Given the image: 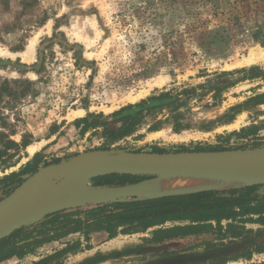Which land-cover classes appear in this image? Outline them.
Returning <instances> with one entry per match:
<instances>
[{
  "label": "rangeland",
  "instance_id": "374dc122",
  "mask_svg": "<svg viewBox=\"0 0 264 264\" xmlns=\"http://www.w3.org/2000/svg\"><path fill=\"white\" fill-rule=\"evenodd\" d=\"M255 1L259 0H0V132L28 143L4 156L0 179L28 163L24 175L97 149L264 147V60L246 62L252 50L264 48L254 34L264 16L249 9L255 8ZM55 33L37 74L32 65L38 48ZM36 35L35 57L26 62L19 53ZM154 97L159 101L148 110ZM130 107L142 109L139 125L117 142L106 138L103 127L82 134V125L75 124L89 113L99 115L100 121L116 120L119 111ZM121 125L119 121L117 127ZM5 139L0 135V148ZM30 145L38 148L33 155ZM2 187L0 183V200L9 194ZM259 190L264 195V185ZM96 204L85 202L67 211ZM43 221L25 226L10 239L9 245L18 246V257L3 262L157 264L171 258L163 251L204 252L213 242L229 246L223 257H230L237 253L232 250L246 247V240L264 241V228L247 223L253 231L235 244H229V237L222 240L211 234L151 242L154 227L113 238L103 231L89 238L71 233L35 246L36 238L45 237L38 236ZM176 224L185 223L165 225ZM225 250L205 257H221ZM262 261L264 253L227 264Z\"/></svg>",
  "mask_w": 264,
  "mask_h": 264
},
{
  "label": "trees",
  "instance_id": "16d2710c",
  "mask_svg": "<svg viewBox=\"0 0 264 264\" xmlns=\"http://www.w3.org/2000/svg\"><path fill=\"white\" fill-rule=\"evenodd\" d=\"M255 8H249L257 16H264V0L255 1ZM262 3L263 6H259ZM255 37L260 39L264 45V21L257 24ZM56 33L46 38L37 51V62L32 65L37 74L45 65L46 50L51 47ZM73 46V45H71ZM76 46V45H75ZM79 46V45H78ZM22 94V93H21ZM165 95H168L165 93ZM163 95V96H165ZM162 97V96H161ZM147 106L150 110L154 106L153 102L159 101L157 97L151 99ZM141 104L146 105L143 101ZM140 104V105H141ZM135 107L124 108L119 111L120 117L112 121H100L99 115L89 113L86 117L78 119L75 124L80 127L83 134L88 129L103 127L104 135L111 142H117L126 136L131 135L140 122V115L143 111L134 109ZM122 115V116H121ZM121 121L122 125L117 127ZM2 138H6L5 146L0 148V166L5 162L4 156L8 155L9 150L26 147L28 143L24 140L21 144L10 139V135L1 133ZM164 152L163 150H157ZM28 163L23 170L12 172L0 179V183L7 186L10 181V193L22 181V175L29 168ZM35 169V168H34ZM21 177V178H20ZM151 176L133 175L130 173H108L95 177V185H126L140 182ZM260 185H249L230 190H202L194 193L164 196L155 199L137 200L129 202H113L107 204H98L87 209H76L72 211H59L48 215L41 223V229L38 236H45L43 239H35L34 245L52 240L61 239L71 233H82L86 238L90 237L92 232L103 231L109 238H113L119 233H135L147 231L149 228L157 227L152 230V238L149 241L163 242L174 238H183L191 235L211 234L218 236L219 239L229 237L231 242L252 232V229L246 227L247 223H253L259 226L258 230L264 228V195L258 193ZM226 221L224 224L223 222ZM167 222H179L185 224H176L166 226ZM22 227L14 231L10 236L0 241V262L18 253V246L15 242L11 245L10 239L23 231ZM257 230V232H258ZM30 236V235H29ZM26 236L25 239L30 237ZM246 247L232 250L237 252L230 257H223L230 251L226 244L217 245L208 242L204 252L186 253L181 251H163V255L171 257L167 262H157V264H227L229 261H237L241 258L250 260L254 254L264 253V241L258 243L256 240L245 241ZM226 248L225 253L215 259H207V254H215L220 248ZM242 250V251H240ZM185 253V254H184ZM184 254V255H181ZM264 264V261L256 263Z\"/></svg>",
  "mask_w": 264,
  "mask_h": 264
},
{
  "label": "water",
  "instance_id": "95a60500",
  "mask_svg": "<svg viewBox=\"0 0 264 264\" xmlns=\"http://www.w3.org/2000/svg\"><path fill=\"white\" fill-rule=\"evenodd\" d=\"M114 172L151 176L149 179L161 175L214 176L264 185V147L183 152L97 149L40 166L23 175V181L0 200V241L48 215L80 205L77 200L89 202L83 198L85 192L102 197L96 205L141 195L139 182L89 185L95 177Z\"/></svg>",
  "mask_w": 264,
  "mask_h": 264
},
{
  "label": "bare ground",
  "instance_id": "6f19581e",
  "mask_svg": "<svg viewBox=\"0 0 264 264\" xmlns=\"http://www.w3.org/2000/svg\"><path fill=\"white\" fill-rule=\"evenodd\" d=\"M38 39V35L34 36L28 43L26 49L19 53L24 61L28 62L35 57V43ZM264 60V48L257 50H252L249 54L246 62H258ZM241 121V120H240ZM239 121V123H240ZM236 124V123H235ZM236 127V126H235ZM160 132V131H159ZM159 132L153 136H158ZM163 135V134H162ZM38 150L37 146L30 145L28 151L30 155H33ZM165 182L158 189H152L147 186H143L140 190V194L143 197L153 196L161 193H174V192H194L199 190H225L234 187H240L248 181L224 178V177H214V176H193V175H161ZM162 182V181H161ZM83 198H86L90 203H94L98 198L91 193L85 192ZM100 201V200H99ZM84 200H77L76 203L83 204Z\"/></svg>",
  "mask_w": 264,
  "mask_h": 264
},
{
  "label": "crops",
  "instance_id": "0c3cea01",
  "mask_svg": "<svg viewBox=\"0 0 264 264\" xmlns=\"http://www.w3.org/2000/svg\"><path fill=\"white\" fill-rule=\"evenodd\" d=\"M163 177L159 176L156 179H149L148 178V179H144V180L140 181L139 183H142L140 190H142L141 188H143V186H147V187H150L152 189H158V188L163 187L162 185L165 183V182H163L164 180H162ZM234 188H237V187H234ZM234 188H231V189H234ZM211 190H213V189H211ZM225 190H230V189H225ZM194 192H198V191H194ZM194 192H174V193H167V194L161 193V194L148 196V197H143L140 195V196L135 197V198H125L122 201H116V202H129V201H137V200L155 199V198L164 197V196L184 195V194H189V193H194ZM94 196H96V195H94ZM96 197L98 198V200H96L95 202L102 200V197H100V196H96ZM107 203H113V202H107ZM107 203H101V204H107ZM167 223H169V222H167ZM177 223H179V222H177ZM152 228H154V227H152ZM152 228H149V229H152ZM6 263H7V261L0 262V264H6Z\"/></svg>",
  "mask_w": 264,
  "mask_h": 264
},
{
  "label": "flooded vegetation",
  "instance_id": "af4514ba",
  "mask_svg": "<svg viewBox=\"0 0 264 264\" xmlns=\"http://www.w3.org/2000/svg\"><path fill=\"white\" fill-rule=\"evenodd\" d=\"M21 178V177H20ZM7 186H4V184H3V187L1 188V190H3L4 192L6 191V193L5 194H8V190H9V188L11 187V183H10V181L9 182H7ZM11 258L12 257H18V255L17 254H13V255H11L10 256ZM10 257L9 258H7V259H10ZM32 264H45V262L42 260V259H40V260H38V261H36L35 263H32Z\"/></svg>",
  "mask_w": 264,
  "mask_h": 264
}]
</instances>
